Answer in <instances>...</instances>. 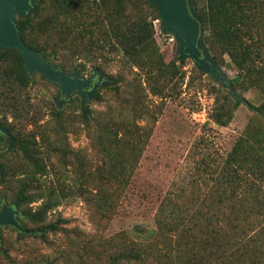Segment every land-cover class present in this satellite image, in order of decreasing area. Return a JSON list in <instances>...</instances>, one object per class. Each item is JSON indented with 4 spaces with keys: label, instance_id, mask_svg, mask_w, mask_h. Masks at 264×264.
<instances>
[{
    "label": "trees",
    "instance_id": "trees-1",
    "mask_svg": "<svg viewBox=\"0 0 264 264\" xmlns=\"http://www.w3.org/2000/svg\"><path fill=\"white\" fill-rule=\"evenodd\" d=\"M195 3L205 43L211 50H222L236 71L233 80L236 90L255 89L262 101L258 107L248 103L253 117L214 178V192L190 209L187 216L182 215L178 230L141 231L135 239L128 234L112 236L107 250L101 252L81 246L78 264H85L86 258L95 254V264H264V239L259 234L251 235V201H256L258 191L251 187V177H244L246 171L259 174L258 177L264 173V0H195ZM47 5L49 14L42 16ZM157 19V10L147 0H38L35 14L19 21L25 45L43 58L53 52L61 54L66 69L81 66L71 61L81 56L88 58L96 53L108 60L112 53H121L123 61L137 65L145 74V86L141 85V78L136 79L125 90L126 96H120L118 87L113 88L119 99L115 111L94 113L85 106L79 114L78 120L100 158L94 165L84 154L69 147L65 109L50 108L61 134L53 142L41 135L47 149H41L35 137L16 134L9 124L0 122L17 142L16 150L23 158L20 173L11 160L2 164L0 182L6 185L5 181L19 174L22 178L12 198H19L24 205L35 199L28 194L32 189L40 191L41 205L35 211L27 210L38 226L49 210L68 197L86 195L100 219L103 213L115 209L118 199L110 194L128 185L143 150L140 144L145 137L141 132L146 127L137 122L146 116L156 121L147 94L161 100L172 98L185 77L176 61H165L160 51L153 29V21ZM68 58L70 64L64 61ZM0 68V78L3 83L9 81L10 88L30 84L17 49L0 52ZM199 74L203 76L200 71ZM217 91L221 98L215 99L214 122L225 126L240 103L228 91L222 88ZM7 100L6 92H0V102L6 103V108ZM76 102L78 98L66 107ZM49 156L60 163L59 170L51 165L59 185H63L60 190H47L40 182L48 172L45 163ZM68 173L74 178L69 183ZM113 187L114 192L110 193ZM38 228L44 233L56 230L57 226L52 223Z\"/></svg>",
    "mask_w": 264,
    "mask_h": 264
},
{
    "label": "rangeland",
    "instance_id": "rangeland-1",
    "mask_svg": "<svg viewBox=\"0 0 264 264\" xmlns=\"http://www.w3.org/2000/svg\"><path fill=\"white\" fill-rule=\"evenodd\" d=\"M49 10L47 5L42 16L49 14ZM153 29L165 61L175 60L185 77L172 98L161 100L147 94L156 121L153 122L150 116H146L137 122L146 127L141 132L145 137L140 144L143 150L128 185L120 187L115 193L114 187L109 190L113 193L110 196L118 199L115 209L112 213H103L104 219H100L90 207L91 203L86 195L63 199L47 212L44 222L37 225L40 227L54 223L57 229L41 233L38 237L28 236L21 239H15L14 234L7 233L4 247L8 251V258L0 255V264H78V249L81 246L101 252L107 250L108 240L112 236L122 237L128 234L130 239H135L136 234L141 231L178 230L182 224V215L187 216L190 209L197 206L206 195L214 192V178L236 139L253 117V111L247 104H240L233 110L231 119L225 126L215 123V99L221 98L217 91L221 88L219 83L208 75L201 76L190 59L179 58L175 38L162 34L159 19L153 21ZM204 36L203 33V40ZM204 44L225 77L233 84L236 71L228 56L222 50H211L205 40ZM53 53L46 59L50 58L52 64L62 66L61 54ZM64 61L67 64L71 61L82 64L77 68L84 76H95L94 68L103 73L95 96L86 105L94 113H105L107 109L112 112L116 110L119 99L113 88L118 87L120 96H126L129 84L136 79L141 78V85L145 86L144 72L137 65L123 61L121 53H112L108 60L95 53L88 58L81 56ZM179 61L183 63L180 64ZM64 69L71 72L74 68ZM1 70L2 68L0 72ZM118 78L123 81H117ZM9 83H3L0 78V92H6L9 106L6 108V103L0 102V122L9 124L16 134L35 137L41 149H47V142L43 141L41 135L48 136L49 141L53 142L56 135L61 134L56 120L51 116L50 108L53 106L58 110L65 109L67 121L64 125L68 130L66 137L69 147L74 152L84 154L92 165L100 162L87 130L78 120L82 113L80 102L70 108L66 107L69 104L58 106L55 103L58 92L56 86L39 73L34 74L33 83L25 88H10ZM239 93L254 107H258L262 101L255 89L250 88ZM71 122L72 124L67 125ZM16 147L17 142L12 148L14 150L4 157L3 163L11 160L20 173L23 158ZM45 164L48 172L40 182L47 190H60L63 185H59L57 173L51 167L53 165L59 170L60 163L55 157L49 156ZM247 172L244 177L250 176L251 187L258 191L256 201H251V235L259 234L264 239V173L258 177L259 174ZM67 176V183L69 180L72 182V173ZM20 178L22 177L17 174L5 181L6 185L0 182V194L5 193L12 197ZM28 194L35 196V199L25 207L35 211L42 203V195L37 189H32ZM88 198L90 200L92 196ZM96 257L97 254L88 256L85 264H95Z\"/></svg>",
    "mask_w": 264,
    "mask_h": 264
},
{
    "label": "water",
    "instance_id": "water-1",
    "mask_svg": "<svg viewBox=\"0 0 264 264\" xmlns=\"http://www.w3.org/2000/svg\"><path fill=\"white\" fill-rule=\"evenodd\" d=\"M37 2L38 0H0V52L17 49L22 55L30 83H33L32 75L41 74L56 86L58 92L55 103L58 106L70 104L73 97H78L80 109L83 112L88 100L95 96V90L100 85L103 73L96 68L93 69L95 76L81 75L79 68L67 72L62 66L52 64L40 53L25 45L21 39L18 24L20 20H26L34 15ZM147 2L158 12L162 34L175 38L179 58L181 60L190 59L202 74L218 82L220 87L228 91L234 100L240 104H247L246 106L251 109L207 50L203 40V25L195 10V0H147ZM94 78L96 81L91 85ZM88 87L90 89H87ZM62 95L66 100L61 99ZM0 132L8 136L9 148L12 149L16 143L13 137L2 127H0ZM1 172L0 167V174ZM8 224L21 229L13 219L12 210L4 207L0 211V227Z\"/></svg>",
    "mask_w": 264,
    "mask_h": 264
},
{
    "label": "flooded vegetation",
    "instance_id": "flooded-vegetation-1",
    "mask_svg": "<svg viewBox=\"0 0 264 264\" xmlns=\"http://www.w3.org/2000/svg\"><path fill=\"white\" fill-rule=\"evenodd\" d=\"M95 81H96L95 78L92 79L91 85ZM87 89H90V87H88ZM74 98H78V97H74ZM74 98H72V100ZM61 99L66 100V98L63 95L61 96ZM0 127L4 128L1 125H0ZM4 129H6V128H4ZM0 137H1V140H0V167L2 170V172L0 174V176H1L3 174V166H2L3 159H4V157H6L8 155V152H10L14 149L9 148L8 136H6L5 134L0 132ZM11 137H13V136L11 135ZM4 207H7V208L12 210L13 219L15 220L17 225H19L21 227V229H19V228L14 227L11 224L0 227V255H2L5 258H8V251L4 247L6 239H7V235H8L7 233L14 234L15 239H19V238L21 239V238L28 237V236L29 237H38L41 234V231L37 228V224L34 221V219L32 218L31 214H29L27 212V210H29V209H27L25 207V205L21 202V200L19 198L8 197L5 193H1L0 194V211Z\"/></svg>",
    "mask_w": 264,
    "mask_h": 264
}]
</instances>
